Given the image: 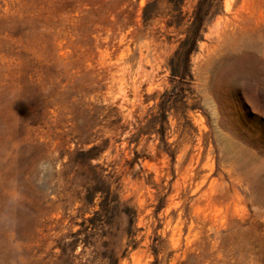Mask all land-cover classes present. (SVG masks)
<instances>
[{"label": "rangeland", "instance_id": "1", "mask_svg": "<svg viewBox=\"0 0 264 264\" xmlns=\"http://www.w3.org/2000/svg\"><path fill=\"white\" fill-rule=\"evenodd\" d=\"M198 2L0 0V264H264V0L182 82Z\"/></svg>", "mask_w": 264, "mask_h": 264}, {"label": "trees", "instance_id": "2", "mask_svg": "<svg viewBox=\"0 0 264 264\" xmlns=\"http://www.w3.org/2000/svg\"><path fill=\"white\" fill-rule=\"evenodd\" d=\"M218 1L220 0H217V3L213 4V0H199L196 6L193 20L191 23L192 32L190 41L187 45V48L184 50L180 61V71L178 75L179 81L184 82L187 79L191 78L190 56L196 50L197 43L202 39V33L204 32L206 23L213 20L221 12V7ZM148 6L149 3L145 6L143 13V18L145 20L151 19L147 15ZM179 92L181 93V91ZM109 212L110 209H108V205L101 203L100 213L102 214V216L106 217Z\"/></svg>", "mask_w": 264, "mask_h": 264}]
</instances>
